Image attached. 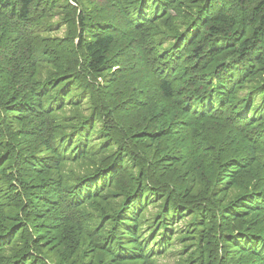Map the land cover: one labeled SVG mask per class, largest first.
<instances>
[{"label":"trees","instance_id":"1","mask_svg":"<svg viewBox=\"0 0 264 264\" xmlns=\"http://www.w3.org/2000/svg\"><path fill=\"white\" fill-rule=\"evenodd\" d=\"M72 1L0 0V264H264V0Z\"/></svg>","mask_w":264,"mask_h":264},{"label":"rangeland","instance_id":"2","mask_svg":"<svg viewBox=\"0 0 264 264\" xmlns=\"http://www.w3.org/2000/svg\"><path fill=\"white\" fill-rule=\"evenodd\" d=\"M71 2H73L72 0H70ZM65 30H66V27H65V25L63 24V25H61L60 27H59V29L58 30H56L55 32H52V34L53 35H58V36H60V37H62V36H64L66 33H65ZM69 108L72 110V111H74V112H76L77 114H80V115H82V114H84V115H86V114H88L89 113V109H85L84 108V106H77V105H74L73 107H72V105L71 106H69ZM70 109H68V111H70ZM23 140H30V139H32L31 137H24V138H22ZM176 249H178V244H177V247L175 248V250ZM174 255H168L167 257H163L162 259H161V261H160V264H174V262L176 261L175 259H177L176 257H173Z\"/></svg>","mask_w":264,"mask_h":264}]
</instances>
